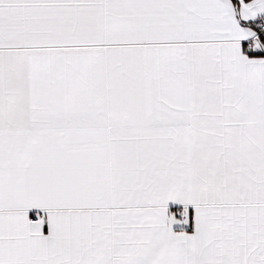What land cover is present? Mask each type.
Here are the masks:
<instances>
[{"label":"snow or ice","instance_id":"6c2138e0","mask_svg":"<svg viewBox=\"0 0 264 264\" xmlns=\"http://www.w3.org/2000/svg\"><path fill=\"white\" fill-rule=\"evenodd\" d=\"M0 264H264V0H0Z\"/></svg>","mask_w":264,"mask_h":264}]
</instances>
